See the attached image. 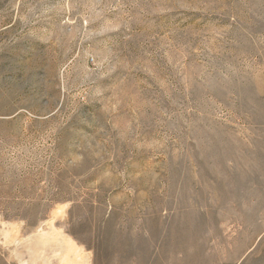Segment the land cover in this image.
<instances>
[{
  "label": "rangeland",
  "instance_id": "obj_1",
  "mask_svg": "<svg viewBox=\"0 0 264 264\" xmlns=\"http://www.w3.org/2000/svg\"><path fill=\"white\" fill-rule=\"evenodd\" d=\"M45 232L264 264V0H0L2 264H62Z\"/></svg>",
  "mask_w": 264,
  "mask_h": 264
},
{
  "label": "bare ground",
  "instance_id": "obj_2",
  "mask_svg": "<svg viewBox=\"0 0 264 264\" xmlns=\"http://www.w3.org/2000/svg\"><path fill=\"white\" fill-rule=\"evenodd\" d=\"M60 233V232H59ZM44 236L43 238L46 236L47 240L48 237L52 238L56 241V243L59 245V252L60 254H62L63 256V260L62 262L64 264H85V260L84 257L85 255H83V251L81 250V248L73 241L70 239H66L63 235H57L54 232L52 233H43ZM41 235V234H40ZM39 235V236H40ZM50 235V236H49ZM41 238V237H40ZM46 239V238H44ZM43 239V240H44ZM46 240V241H47ZM45 241V240H44ZM50 241V240H48ZM53 242V241H52ZM49 243V242H48ZM56 247H58L57 245H55ZM56 252V251H53ZM56 257L57 254L55 253ZM58 259V258H57ZM49 260V259H48ZM59 261V260H58ZM60 262V261H59ZM62 263V264H63ZM60 264V263H59Z\"/></svg>",
  "mask_w": 264,
  "mask_h": 264
},
{
  "label": "crops",
  "instance_id": "obj_3",
  "mask_svg": "<svg viewBox=\"0 0 264 264\" xmlns=\"http://www.w3.org/2000/svg\"><path fill=\"white\" fill-rule=\"evenodd\" d=\"M0 263L2 264L3 263V260H0Z\"/></svg>",
  "mask_w": 264,
  "mask_h": 264
}]
</instances>
